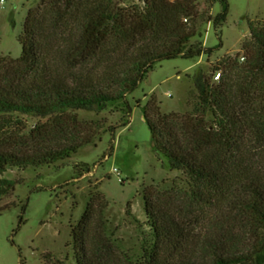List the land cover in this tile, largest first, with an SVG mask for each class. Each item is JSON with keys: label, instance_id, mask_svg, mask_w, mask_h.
<instances>
[{"label": "trees", "instance_id": "1", "mask_svg": "<svg viewBox=\"0 0 264 264\" xmlns=\"http://www.w3.org/2000/svg\"><path fill=\"white\" fill-rule=\"evenodd\" d=\"M114 1L40 0L28 11L21 56L0 57V119L19 113L51 121L31 131L30 147H0V174L65 161L95 139H57L78 127L77 111L125 99L158 62L203 54L191 44L203 36L198 0H141L130 8ZM219 1L217 20L226 21L228 1ZM249 31L242 54L224 57L209 76L198 69L192 111L163 115L156 106L144 115L155 157L180 172L189 190L144 191L149 233L127 264H264V25L251 22ZM20 182L0 178V200ZM107 208L102 195L90 194L72 229L75 264H113ZM236 214L247 224L244 239L224 223Z\"/></svg>", "mask_w": 264, "mask_h": 264}, {"label": "rangeland", "instance_id": "2", "mask_svg": "<svg viewBox=\"0 0 264 264\" xmlns=\"http://www.w3.org/2000/svg\"><path fill=\"white\" fill-rule=\"evenodd\" d=\"M227 1L229 11L226 21H222L217 20L222 12L219 0H198V8L205 14L197 24L203 36L191 44H199L201 56L158 62L125 99L101 111H77L79 125L72 135L57 136L77 141L93 135L91 145L50 166L12 167L0 174V178L22 181L11 197L0 200V207L11 204L0 210V264H46V254L64 264H75L72 229L81 220L91 193H99L108 204L113 264H127V256L136 259L141 241L149 233L144 191L151 186L162 191L189 190L180 172L167 171L155 157L144 115L156 106L163 115L192 111L199 100L194 81L198 69L211 75L221 59L243 53L242 44L249 38L251 22L264 25V0ZM39 3L40 0L0 2V57L21 56L24 21L28 11ZM114 4L126 8L143 6L141 0H115ZM2 115L0 147L9 149L22 143L23 148L30 147L24 142L29 141L31 131L51 121L50 117L19 113ZM224 223L241 229L244 239L243 227L247 224L239 214L225 217ZM248 244V240L244 242L245 247Z\"/></svg>", "mask_w": 264, "mask_h": 264}, {"label": "built area", "instance_id": "3", "mask_svg": "<svg viewBox=\"0 0 264 264\" xmlns=\"http://www.w3.org/2000/svg\"><path fill=\"white\" fill-rule=\"evenodd\" d=\"M5 0H0L1 3H3ZM241 60H243V56L241 55ZM220 77H221V72H217L214 79L215 81H218L220 80ZM115 171H117V174L120 175L119 171L114 169Z\"/></svg>", "mask_w": 264, "mask_h": 264}]
</instances>
